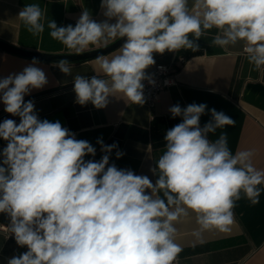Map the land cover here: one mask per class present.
I'll list each match as a JSON object with an SVG mask.
<instances>
[{
  "label": "clouds",
  "instance_id": "clouds-1",
  "mask_svg": "<svg viewBox=\"0 0 264 264\" xmlns=\"http://www.w3.org/2000/svg\"><path fill=\"white\" fill-rule=\"evenodd\" d=\"M100 6L103 22L84 10L74 27L47 23L50 37L75 53L124 38L117 54L97 57L107 79L73 77L81 106L90 102L104 109L118 93L142 106V81L155 84L146 75L155 64L153 54L196 52L197 41L213 28L212 45L243 42L248 62L264 68V0H194L191 9L189 0H101ZM18 18L33 36L44 32L38 4L25 5ZM39 64L34 58L19 73L0 78L4 111L20 118L0 122V139L6 142L0 150V214L9 218L17 245L27 248L7 264H174L182 251L175 224L182 218L195 215L197 236L226 232L241 193L259 203L264 169L254 166V152L233 154L226 134L209 139L217 129L235 125L223 111L204 103L169 108L182 122L164 136L166 150L151 169L158 175L153 184L146 175L109 164L117 144L98 139L101 159L85 160L96 155L90 142L77 139L59 121L38 117L34 102L24 97L48 84ZM53 66L71 75L67 59ZM206 109L211 119L201 127ZM123 155L116 151L117 159Z\"/></svg>",
  "mask_w": 264,
  "mask_h": 264
},
{
  "label": "crops",
  "instance_id": "crops-1",
  "mask_svg": "<svg viewBox=\"0 0 264 264\" xmlns=\"http://www.w3.org/2000/svg\"><path fill=\"white\" fill-rule=\"evenodd\" d=\"M193 2L189 0L190 9ZM28 4H38L45 14L44 32L39 36L28 32L18 18L19 11ZM100 5L101 0H0V39L28 50L74 53L50 37L48 21L54 20L58 27L69 24L74 27L82 12L87 10L93 20L103 22L107 18ZM109 22L115 23V19ZM216 34L215 28L208 30L197 41L199 50L196 52L181 49L166 51L163 55L153 54L155 64L169 65L183 59L174 74L175 83L160 92L153 107L146 103L134 105L119 93L109 98L104 109H96L90 102L84 106L75 102L73 77L96 75L107 79L96 63L97 57L111 58L123 43L102 55L70 62L71 75L54 67L57 62L39 60L37 66L45 71L48 84L26 95L25 102H34L41 120L59 121L75 133L77 139L90 142L96 148V155L86 156L85 160L101 159L103 153L98 139H102L105 145L115 143L118 147L110 154L109 164L146 175L153 184L158 175L151 169L166 150L164 136L167 130L182 122V117H172L169 108L177 104L184 108L192 103H204L208 109L223 111L235 121L234 126L210 133L209 139L215 141L221 134H226L227 145L233 154L238 150H252L254 166L264 169V68L256 70L248 62L246 55L242 54L243 42L226 48L212 45ZM95 48L98 47L89 45L85 51ZM32 60L0 49V78L19 73ZM154 65L146 69V74ZM4 119L19 123L20 118L6 113L0 102V122ZM210 119V112L206 109L200 119L201 127ZM4 147L6 142L0 139V150ZM116 151L124 155L117 159ZM259 187L262 191L257 204H252L241 193L233 208V224L226 232L207 230L199 236L194 235L198 225L191 213L177 222L176 242L182 251L174 264H264V185ZM159 194L163 197L162 191ZM9 224V218L0 214V264H7L12 256L27 251L26 247L17 245L9 232Z\"/></svg>",
  "mask_w": 264,
  "mask_h": 264
},
{
  "label": "water",
  "instance_id": "water-1",
  "mask_svg": "<svg viewBox=\"0 0 264 264\" xmlns=\"http://www.w3.org/2000/svg\"><path fill=\"white\" fill-rule=\"evenodd\" d=\"M123 42L124 38H118L112 43L108 44L106 47H99L81 53H47L24 49L0 39V49L31 59L35 58L47 62H58L60 59H67L69 62H78L107 53L122 44Z\"/></svg>",
  "mask_w": 264,
  "mask_h": 264
},
{
  "label": "built area",
  "instance_id": "built-area-1",
  "mask_svg": "<svg viewBox=\"0 0 264 264\" xmlns=\"http://www.w3.org/2000/svg\"><path fill=\"white\" fill-rule=\"evenodd\" d=\"M183 63V59H178L172 64H155L153 69L146 74L152 80L155 81V84H150L148 80L142 81L144 83V96L146 104L149 107H153L159 100L160 92L175 83L174 74L178 67ZM167 82V83H166Z\"/></svg>",
  "mask_w": 264,
  "mask_h": 264
}]
</instances>
